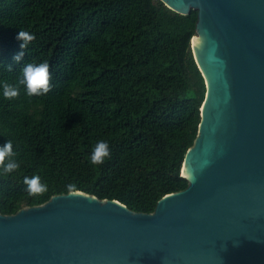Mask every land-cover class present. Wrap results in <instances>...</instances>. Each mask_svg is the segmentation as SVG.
Masks as SVG:
<instances>
[{
	"label": "trees",
	"instance_id": "trees-1",
	"mask_svg": "<svg viewBox=\"0 0 264 264\" xmlns=\"http://www.w3.org/2000/svg\"><path fill=\"white\" fill-rule=\"evenodd\" d=\"M195 21V11L179 15L159 0H0V146L10 140L19 164L0 174V214L65 194L70 183L142 213L183 190L205 96L190 49ZM20 30L36 36L25 49ZM44 61L51 91L28 97L21 86L18 98H4L26 62ZM100 140L111 156L93 166ZM33 175L49 189L35 198L23 184Z\"/></svg>",
	"mask_w": 264,
	"mask_h": 264
},
{
	"label": "water",
	"instance_id": "water-1",
	"mask_svg": "<svg viewBox=\"0 0 264 264\" xmlns=\"http://www.w3.org/2000/svg\"><path fill=\"white\" fill-rule=\"evenodd\" d=\"M159 1L196 12L187 186L151 213L76 190L0 214V264H264V0Z\"/></svg>",
	"mask_w": 264,
	"mask_h": 264
},
{
	"label": "clouds",
	"instance_id": "clouds-1",
	"mask_svg": "<svg viewBox=\"0 0 264 264\" xmlns=\"http://www.w3.org/2000/svg\"><path fill=\"white\" fill-rule=\"evenodd\" d=\"M16 39L21 41L20 48L25 49L36 39L35 34L26 30H20ZM24 52H19L14 56V60L19 61ZM50 65L47 61L33 63L26 62L21 68L20 79L17 85L5 83L3 85V96L5 99L12 100L21 94V86L28 97L43 96L51 91ZM13 144L10 140L0 146V174L9 175L19 168V164L12 159ZM111 156L110 145L104 140L98 141L91 150L89 163L93 166L103 165ZM26 193L31 197H38L48 192V185L41 181L40 176H25L23 179ZM76 188L75 184H68L66 190L72 193Z\"/></svg>",
	"mask_w": 264,
	"mask_h": 264
}]
</instances>
